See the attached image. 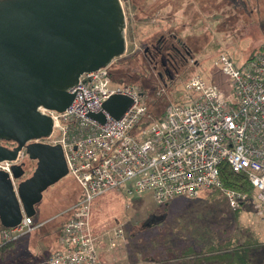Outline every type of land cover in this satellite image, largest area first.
<instances>
[{"label":"built area","instance_id":"obj_1","mask_svg":"<svg viewBox=\"0 0 264 264\" xmlns=\"http://www.w3.org/2000/svg\"><path fill=\"white\" fill-rule=\"evenodd\" d=\"M220 62L228 94L195 74L185 83L192 98L170 105L160 120L149 124L144 95L131 84L114 83L110 66L84 73L64 112L42 110L54 124L51 137L39 141L62 146L69 174L82 190L66 211L69 219L59 247L46 264H101L90 228L92 201L128 182L134 181L129 195L150 193L159 204L219 188L236 209L247 197L221 182V165L228 163L233 172L246 174L258 207H264V51L239 67L224 54ZM113 95L133 100L118 120L103 110ZM100 113L104 123L90 117ZM24 156L23 149L17 161L0 163V169L11 174L12 165L22 163ZM34 225L33 217L24 216L18 227L0 230L2 243L30 233ZM123 238V230L115 229L110 245L117 246Z\"/></svg>","mask_w":264,"mask_h":264},{"label":"rangeland","instance_id":"obj_2","mask_svg":"<svg viewBox=\"0 0 264 264\" xmlns=\"http://www.w3.org/2000/svg\"><path fill=\"white\" fill-rule=\"evenodd\" d=\"M122 2L129 49H144L168 35L186 40L192 48L199 45L198 63L168 87L156 74L144 71L152 68L143 55L126 56L115 63V80L148 87L150 111L156 116L185 100L186 80L195 74L227 92L221 55L239 67L259 55L264 46V0H217L202 13L186 15V22L178 13L179 0ZM22 162L25 179L33 174L36 161L26 155ZM133 183L112 188L92 201L90 228L101 264H236L242 257L236 253L253 244L254 264H264V207H258L256 199L234 209L225 191L206 188L196 197L178 195L159 204L150 193L129 195L127 189ZM81 196L82 190L70 174L47 189L36 206L33 233L6 242L9 246L0 253V264H46L58 249L62 227L69 219L66 211ZM119 228L124 238L112 247L111 235Z\"/></svg>","mask_w":264,"mask_h":264},{"label":"water","instance_id":"obj_3","mask_svg":"<svg viewBox=\"0 0 264 264\" xmlns=\"http://www.w3.org/2000/svg\"><path fill=\"white\" fill-rule=\"evenodd\" d=\"M127 26L122 0H0V163L17 161L23 149L36 161L25 179L24 162L11 174L0 169L4 228L35 216L45 191L69 174L62 146L39 141L51 137L54 124L42 110L64 112L84 73L124 56ZM132 105L113 95L103 110L118 120ZM90 117L105 122L102 113Z\"/></svg>","mask_w":264,"mask_h":264},{"label":"trees","instance_id":"obj_4","mask_svg":"<svg viewBox=\"0 0 264 264\" xmlns=\"http://www.w3.org/2000/svg\"><path fill=\"white\" fill-rule=\"evenodd\" d=\"M133 39L136 41L135 35H133ZM135 41H134V43H135ZM133 48H134V46L131 49L128 48L127 54H125V56H122V57L118 58L117 60H115L112 63V65L109 68L112 77H113V74H114L113 73L114 72L113 68L115 66V63L122 61L124 59V57H126V56L136 57V56H139V55H143L144 56V60L146 61V63H148L147 65L151 66V68H152L153 64H151L148 61V59L145 57V55L142 52H139L137 50L134 51ZM263 51H264V46L262 47L261 53ZM254 57H255V55L251 56L248 60H250V59H252ZM144 71L146 73H150V68H149L148 71L147 70H144ZM144 77H147V76H144ZM137 79L139 80V78H137ZM178 79H179V77H177L175 79H172L171 81H166L165 83L161 79H160V81L163 82V86L164 87H168L170 85L175 84L178 81ZM226 80H227V78H226ZM113 81H114V83H118V84H131V85L135 86L140 91L141 94L144 95V103L146 104L147 111H148V115L145 117L146 124H149L150 122L158 121V120H160L162 118L164 113L162 115L156 116V115H154V113H152L150 111L151 109H150V104H149V99H148L149 96H147L148 93H146V90L148 89V87L145 88V89L142 88L143 89L142 90L137 84L126 83V82L120 81V80L117 81V80L114 79V77H113ZM140 82L143 83L145 86L148 84V83L146 84V81H144V80H142ZM227 84H228V81H227ZM142 85H140V86L142 87ZM149 85H150V83H149ZM229 92H230V86L228 84V91L226 93L228 94ZM191 98H192V95L186 93L185 94V100L182 101V102L184 103L185 101H188ZM182 102H180V103H182ZM155 103H156V101L153 102V104H155ZM220 179H221V182L223 183V185H224V187L226 189L239 192V193H241V194H243V195H245L247 197L246 201L242 202L240 207L246 206L247 202H249L252 199H256V192H255L253 186L251 185V183L249 182L248 177L246 176V174L245 173H235V172H233V170L231 169V167H230V165L228 163H223L221 165V168H220ZM3 228L4 227L0 224V230L3 229ZM8 246H9V244H3V243L0 244V253L5 251L6 248H8ZM254 247H256V245H254V244L253 245H248V246H246V248H245V246H242V248L236 253V255L242 256V257H239L238 262H236V264H254L255 263V261H254L255 260V256L253 255V253L255 251V249H253Z\"/></svg>","mask_w":264,"mask_h":264},{"label":"flooded vegetation","instance_id":"obj_5","mask_svg":"<svg viewBox=\"0 0 264 264\" xmlns=\"http://www.w3.org/2000/svg\"><path fill=\"white\" fill-rule=\"evenodd\" d=\"M199 45L192 48L186 40L176 35L162 36L156 43L138 48L152 65V74H156L164 83L171 81L189 70L191 65L198 63L196 54ZM2 145L10 148L15 143L2 141Z\"/></svg>","mask_w":264,"mask_h":264},{"label":"crops","instance_id":"obj_6","mask_svg":"<svg viewBox=\"0 0 264 264\" xmlns=\"http://www.w3.org/2000/svg\"><path fill=\"white\" fill-rule=\"evenodd\" d=\"M215 2H217V0H179L178 4L180 10L178 11V13L183 17V21L186 22L188 15H190L191 13L194 14L196 11L202 13L204 8L210 9V7L215 4ZM34 224L36 225L35 221ZM31 233H33V231ZM57 246L59 247V243L57 244Z\"/></svg>","mask_w":264,"mask_h":264}]
</instances>
